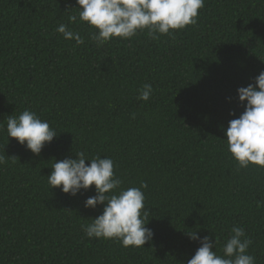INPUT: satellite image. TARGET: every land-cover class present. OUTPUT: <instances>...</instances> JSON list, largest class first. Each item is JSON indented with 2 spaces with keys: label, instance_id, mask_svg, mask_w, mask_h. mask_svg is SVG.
Returning a JSON list of instances; mask_svg holds the SVG:
<instances>
[{
  "label": "trees",
  "instance_id": "trees-1",
  "mask_svg": "<svg viewBox=\"0 0 264 264\" xmlns=\"http://www.w3.org/2000/svg\"><path fill=\"white\" fill-rule=\"evenodd\" d=\"M75 7L0 0V264H187L200 246L188 233L216 239L222 255L234 226L264 264V168L239 167L224 131L244 110L237 89L264 70V0H204L195 25L102 46ZM25 109L57 131L39 155L7 135V117ZM79 151L110 157L122 188L147 184L144 247L85 235L103 211L85 207L94 185L75 196L50 187L54 161Z\"/></svg>",
  "mask_w": 264,
  "mask_h": 264
},
{
  "label": "clouds",
  "instance_id": "clouds-1",
  "mask_svg": "<svg viewBox=\"0 0 264 264\" xmlns=\"http://www.w3.org/2000/svg\"><path fill=\"white\" fill-rule=\"evenodd\" d=\"M76 4L79 20L95 29L90 38L102 46L113 38H132L138 31L147 30L151 39H159L158 34L171 35L174 30L195 25L204 0H76ZM70 20L76 22L77 16ZM56 31L76 45L84 43V38L65 24L58 25ZM152 90V85H143L138 99L148 101ZM237 93L244 110L238 118L229 120L224 130L228 151L241 168L250 164L264 168V70L254 78V83L239 87ZM6 131L8 138H16L36 155L57 136L46 120L28 109L18 116H8ZM86 160L90 163L86 164ZM3 163L5 158L0 156V164ZM51 168L47 176L51 188L60 187L62 192L75 196L82 189L95 186L96 194L85 200V207L95 209L103 205V211L91 223L81 224L88 238L115 239L126 248H141L152 240L154 233L146 227L148 210L142 191L147 184L122 188L123 181L115 175L110 157H87L79 151L74 158L55 160ZM231 233L222 255L214 250L216 239L199 237L197 231L188 233L200 246L187 264H255V258L247 254L252 240L246 237L244 229L234 226Z\"/></svg>",
  "mask_w": 264,
  "mask_h": 264
}]
</instances>
